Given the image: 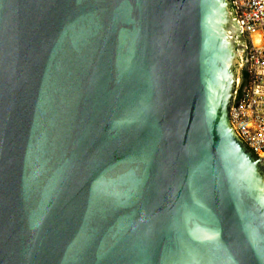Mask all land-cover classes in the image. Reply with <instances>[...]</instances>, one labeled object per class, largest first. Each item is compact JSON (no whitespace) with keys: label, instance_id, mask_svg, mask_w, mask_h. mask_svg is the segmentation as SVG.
Instances as JSON below:
<instances>
[{"label":"water","instance_id":"1","mask_svg":"<svg viewBox=\"0 0 264 264\" xmlns=\"http://www.w3.org/2000/svg\"><path fill=\"white\" fill-rule=\"evenodd\" d=\"M241 31L231 0H0V264H264Z\"/></svg>","mask_w":264,"mask_h":264},{"label":"built area","instance_id":"2","mask_svg":"<svg viewBox=\"0 0 264 264\" xmlns=\"http://www.w3.org/2000/svg\"><path fill=\"white\" fill-rule=\"evenodd\" d=\"M232 6L245 39L235 92L241 86L242 70L247 82L230 107L231 124L243 142L264 158V0H232Z\"/></svg>","mask_w":264,"mask_h":264},{"label":"trees","instance_id":"3","mask_svg":"<svg viewBox=\"0 0 264 264\" xmlns=\"http://www.w3.org/2000/svg\"><path fill=\"white\" fill-rule=\"evenodd\" d=\"M231 11L233 12V6H232V0H231ZM234 17V16H233ZM239 38H240V40L242 41V43H244L245 42V39H244V37L240 34L239 35ZM241 77H242V82H241V86H240V89H238L237 90V93L235 92V94H234V98L235 97H238L240 94H241V88H242V86L247 82V75H246V71L245 70H242V72H241ZM253 152V151H252ZM253 154L256 156V157H259L257 154H255L254 152H253Z\"/></svg>","mask_w":264,"mask_h":264},{"label":"flooded vegetation","instance_id":"4","mask_svg":"<svg viewBox=\"0 0 264 264\" xmlns=\"http://www.w3.org/2000/svg\"><path fill=\"white\" fill-rule=\"evenodd\" d=\"M239 35H240V33L237 35L236 45H237L238 50L240 51L241 46L243 45V43H242V41L240 40ZM236 80H237V78H236ZM235 90H236V86H235Z\"/></svg>","mask_w":264,"mask_h":264},{"label":"rangeland","instance_id":"5","mask_svg":"<svg viewBox=\"0 0 264 264\" xmlns=\"http://www.w3.org/2000/svg\"><path fill=\"white\" fill-rule=\"evenodd\" d=\"M239 53H240V51H239ZM239 68H240V63H239V66L237 68V75H238V72H239Z\"/></svg>","mask_w":264,"mask_h":264}]
</instances>
